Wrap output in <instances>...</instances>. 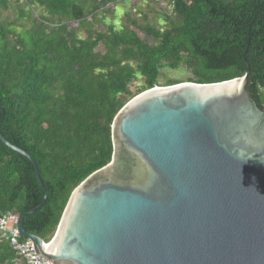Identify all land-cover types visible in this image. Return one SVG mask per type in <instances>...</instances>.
Returning <instances> with one entry per match:
<instances>
[{"label": "trees", "instance_id": "trees-1", "mask_svg": "<svg viewBox=\"0 0 264 264\" xmlns=\"http://www.w3.org/2000/svg\"><path fill=\"white\" fill-rule=\"evenodd\" d=\"M21 1L0 0V133L37 164L46 200L22 225L45 242L72 190L111 160L113 118L137 93L249 70L264 111V0H140L130 12L126 0ZM180 66L187 80L158 81ZM40 199L29 159L0 140V215ZM0 264H24L2 236Z\"/></svg>", "mask_w": 264, "mask_h": 264}, {"label": "water", "instance_id": "water-1", "mask_svg": "<svg viewBox=\"0 0 264 264\" xmlns=\"http://www.w3.org/2000/svg\"><path fill=\"white\" fill-rule=\"evenodd\" d=\"M231 79L156 85L111 124L112 156L71 192L45 242L17 227L53 264H264V111ZM0 123L4 107L0 105Z\"/></svg>", "mask_w": 264, "mask_h": 264}, {"label": "built area", "instance_id": "built-area-1", "mask_svg": "<svg viewBox=\"0 0 264 264\" xmlns=\"http://www.w3.org/2000/svg\"><path fill=\"white\" fill-rule=\"evenodd\" d=\"M18 213L7 211L0 215V236L8 240L12 250L24 264H53L42 256L34 242L21 235L17 227Z\"/></svg>", "mask_w": 264, "mask_h": 264}, {"label": "rangeland", "instance_id": "rangeland-1", "mask_svg": "<svg viewBox=\"0 0 264 264\" xmlns=\"http://www.w3.org/2000/svg\"><path fill=\"white\" fill-rule=\"evenodd\" d=\"M134 5L140 7V9L146 7L145 3L144 2L142 3L140 0H126L125 2H118V6L121 10L129 11V12L131 11V7ZM5 13L6 15L4 17L6 19L10 20L13 18V14L11 13V10L6 11ZM140 35L142 36V33H140ZM167 77L175 80H187L189 77V71L184 66H180L173 69L172 68L161 69L160 75L158 77V81L160 83H163ZM136 85L138 84H133L131 89L134 90Z\"/></svg>", "mask_w": 264, "mask_h": 264}]
</instances>
